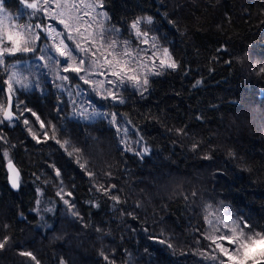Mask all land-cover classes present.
<instances>
[{
	"label": "trees",
	"instance_id": "obj_1",
	"mask_svg": "<svg viewBox=\"0 0 264 264\" xmlns=\"http://www.w3.org/2000/svg\"><path fill=\"white\" fill-rule=\"evenodd\" d=\"M3 5L16 16L24 3ZM101 9L127 41L132 22L151 16L141 30L177 64L150 76L141 94L93 100L147 151L124 149L106 118L71 117L49 84L11 94L17 118L0 128V264L227 262L206 238L227 232L221 220L264 232V0H103Z\"/></svg>",
	"mask_w": 264,
	"mask_h": 264
},
{
	"label": "rangeland",
	"instance_id": "obj_2",
	"mask_svg": "<svg viewBox=\"0 0 264 264\" xmlns=\"http://www.w3.org/2000/svg\"><path fill=\"white\" fill-rule=\"evenodd\" d=\"M3 1L0 0V6L3 8V11H0V36L4 37V43H7L8 32L25 31V28L20 26H32L31 32L38 33L40 38L35 40L32 45L36 49L34 52L19 53L30 55L31 58L28 60L0 64V80L3 84V88H0V104L6 107L5 89L9 90L7 82L13 73H15V79L11 81L13 85L11 94L13 96L15 93L28 92L33 89L41 91L44 85L49 84L53 90L65 96L68 100L71 117L81 121H91L96 118L108 119L118 129L123 148L142 156L145 149L136 135L130 131L119 117L106 114V111L99 109L93 100H109L111 102L120 100L125 89L141 94L146 85L144 84L145 79L148 81L150 76L171 69L160 63L161 59L164 58V49L147 36H137L134 29H132L133 41L122 39L120 34L109 25L108 19H105L102 15H97L103 12L101 8L86 7L92 0H84L83 3L80 0H67L66 6L64 0H61L60 7H57L54 0H50L47 5L43 3V0H40L37 9L28 8L24 4L16 16L9 14L4 8ZM73 5H76L77 8V11H72L73 16L87 12L88 16L85 19L96 18L93 21L92 28L88 29L87 32H84L85 26L80 25L84 37L78 36L73 31L74 40L65 39V43L71 48H75L76 43L79 42L82 48L89 49L86 39L93 40L94 38V43L87 54L80 51L74 54L76 65L79 64L80 58L85 60V64L81 66L84 70L79 73L65 72L63 70L66 67L65 57H60L55 52V45L66 36L67 30L53 16L60 11H64V18L67 19L68 12L72 10ZM71 23L73 28L77 26L76 20H72ZM37 24H40L41 28H36L35 25ZM101 26L105 30L103 41L100 39ZM47 27L55 28L56 32L62 35L57 36L56 33H48ZM53 37L55 38L53 39ZM113 40L116 41L115 48L108 46ZM145 40L147 43L144 42ZM125 49L131 53L130 56L123 55ZM93 52H95V55H92ZM116 53L121 54L119 56L120 65L115 63ZM42 56L44 59H40ZM125 61L127 62L126 67ZM121 68L125 70L122 72V79H118L112 75V72ZM62 76H67L68 79H60L59 77ZM81 76L89 83H85L84 80L80 79ZM131 76H135L136 79H129ZM16 81H20V83H16ZM109 81H112V83H109ZM109 93H114L116 99H113ZM0 120H2V114H0ZM1 126L2 123H0V128ZM42 201L41 198H38L35 212H39ZM39 213L41 214V212ZM43 217V215H39L40 219ZM262 248H264V244H257L253 251L258 253Z\"/></svg>",
	"mask_w": 264,
	"mask_h": 264
},
{
	"label": "snow or ice",
	"instance_id": "obj_3",
	"mask_svg": "<svg viewBox=\"0 0 264 264\" xmlns=\"http://www.w3.org/2000/svg\"><path fill=\"white\" fill-rule=\"evenodd\" d=\"M24 4L28 8L37 9V5L40 2V0H32V2H29V0H22ZM50 2V0H43V3L47 5ZM81 3L84 2V0H80ZM54 3L57 5V7L61 6V0H54ZM65 6L67 5V0H64ZM86 7L89 8H103V0H92L91 3L87 4ZM0 11H3L2 6H0ZM47 11V10H45ZM72 11H77L76 5H73V8L71 11L68 12L67 19L64 18L65 12L60 11L55 16H53L54 19H57L60 24L64 26V28L67 30L66 36L62 38L58 44L55 45V52L60 57H65V64L66 67H64V71H72L75 73H79L80 71L84 70L81 66L85 64V60L83 58L79 59V64L76 65L74 63L75 61V53L77 51L80 52H87L91 49L93 43V40H87L86 42L89 44V49L82 48L80 43L77 42L75 48L69 47L67 43H65V39L72 41L74 40L73 31L81 37H84V32H87L88 29L92 28L93 21H95V17H92L91 19H85V17L88 16V13L85 12L82 15L77 14L75 16L72 15ZM98 16L102 15L105 19H108L106 12H101L97 14ZM72 20L77 21V26L73 28V25L71 23ZM144 24H151L153 22V18L151 16H145V17H137L131 24L132 29L135 30L137 36H147L148 33L141 30L140 25L141 23ZM80 25H84V32H81ZM25 28L24 32H20L17 30L16 32H8L7 33V43H4V37L0 36V64H4L5 60L4 58L6 56H15L18 53H29L34 52L36 49L32 46L34 41L39 39L38 33H32L31 27L32 26H20ZM36 28H41L40 24L35 25ZM48 33H56L57 36L62 35L59 32H56L55 28L47 27ZM91 35V34H90ZM105 35V30L101 26L100 31V39L103 41ZM55 37H53L54 39ZM147 43V41H144ZM127 43V42H125ZM103 46V45H102ZM109 47L115 48L116 41H111L108 44ZM92 55H95V52L92 53ZM121 54L116 53L115 56V63L117 65L121 64V60L119 59V56ZM123 55L130 56L131 53L125 49ZM163 59H161L160 63L161 65H164L168 68L175 69L177 67V64L175 61L172 60L171 55L168 51V49L163 50ZM40 59H44V57H40ZM51 59V58H50ZM73 61V62H69ZM111 63V62H110ZM125 67L127 65V62H124ZM124 68H121L120 70L113 71L112 75L117 77L118 79H122V72L124 71ZM159 74V73H157ZM257 74H264V67L259 68V72ZM62 80H67V76L59 77ZM15 79V73H13L12 77H10V80L7 82L9 85V92L13 90V85L11 83L12 80ZM80 79L84 80V77L81 76ZM129 79L135 80V76L129 77ZM85 83H89L88 80H84ZM16 83H20V81H16ZM109 83H112V81H109ZM148 81L145 79L144 84H147ZM199 83V81L197 82ZM113 99H116V95L114 93H109ZM10 99V97H9ZM123 102L122 100L120 101ZM12 107L11 103L7 107L0 104V114L3 115V120H0V123H3L5 120L12 121L15 117L14 113L10 110ZM30 111V110H28ZM32 116H35L37 120H39V117L36 115L35 112L31 113ZM25 124H28L29 121L27 119L24 120ZM41 127H45L44 123L41 122ZM31 131V129H29ZM47 135V133H45ZM35 138V137H34ZM55 138L54 136L52 137ZM2 139V137H0ZM39 142V141H38ZM59 142V141H57ZM195 147V146H194ZM77 151H79L77 149ZM147 151V149H145ZM4 158H8L9 154L7 151L3 153ZM209 157H205V159H208ZM8 167L9 171L13 174L11 177V183L12 187L16 188L19 187V172L16 170L15 166L13 165L11 159L8 160ZM83 167V165H81ZM57 175H59V171L57 170ZM195 194V193H194ZM114 200L118 199L117 197H112ZM67 203V201H65ZM209 208L211 205L208 206ZM214 215V213H209V216ZM205 220L208 222V224L212 227L213 232H220V228L213 224V222L208 218V216L205 217ZM221 224H223L224 228L227 229V232L221 235H210L207 236V239H210L212 244L215 245L216 249H219V252L222 253L225 257H227V262L221 261L220 264H264V248H262L258 253L254 252L253 249L257 244H264V232H256L252 229V225L248 224L243 219H231V220H221ZM217 241L226 242L231 247H225L224 243H218ZM7 243V238L3 242H0V248H3L4 245ZM163 243V241H162ZM171 247V245H169ZM27 255H31V253H27ZM213 259H216V257H212ZM107 259V257H105ZM63 264V262H62Z\"/></svg>",
	"mask_w": 264,
	"mask_h": 264
},
{
	"label": "water",
	"instance_id": "obj_4",
	"mask_svg": "<svg viewBox=\"0 0 264 264\" xmlns=\"http://www.w3.org/2000/svg\"><path fill=\"white\" fill-rule=\"evenodd\" d=\"M5 94H6V98H7V103H6V107L9 105V103H11V105H13V100H12V96H11V93L9 92V90H6L5 91ZM9 97H10V99H9ZM11 111H12V107H11V109H10ZM16 117V116H15ZM2 120H3V115H2ZM16 120V118H14L12 121H7V120H5L4 122H6V123H10V122H13V121H15ZM14 165V164H13ZM15 166V165H14ZM16 168V167H15ZM16 170H17V168H16ZM18 171V170H17ZM19 172V171H18ZM12 173L9 171V167H8V165H7V182H8V186H9V188H10V190L11 191H13V192H17L18 190H19V187H16V188H14V187H12V183H11V177H12ZM19 179H20V173H19ZM18 183H19V181H18Z\"/></svg>",
	"mask_w": 264,
	"mask_h": 264
}]
</instances>
